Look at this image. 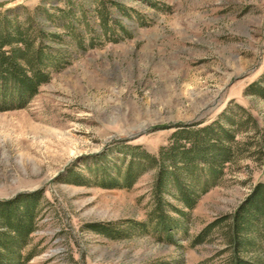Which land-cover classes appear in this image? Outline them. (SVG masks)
<instances>
[{
  "label": "rangeland",
  "instance_id": "rangeland-1",
  "mask_svg": "<svg viewBox=\"0 0 264 264\" xmlns=\"http://www.w3.org/2000/svg\"><path fill=\"white\" fill-rule=\"evenodd\" d=\"M0 25L61 60L22 106L0 78V264H264L263 220L233 221L264 184V0H0ZM183 137L227 150L205 192ZM30 195L19 245L1 206Z\"/></svg>",
  "mask_w": 264,
  "mask_h": 264
},
{
  "label": "trees",
  "instance_id": "trees-1",
  "mask_svg": "<svg viewBox=\"0 0 264 264\" xmlns=\"http://www.w3.org/2000/svg\"><path fill=\"white\" fill-rule=\"evenodd\" d=\"M23 31L24 30H22L18 25H14L12 28H7L6 26L4 28L0 25V78H3V81H10V85L8 84V86H10L11 89L14 90L13 98L19 101V105L21 106L26 99H29L36 93L39 85L48 81V71L46 72L43 69V67L47 65L44 64V61L48 58L50 62L48 63V65L52 66H57L61 61L59 56L50 55L49 53L44 51L42 46L34 47L31 41L26 39V36L24 35L25 33H23ZM262 77H264V74L262 75ZM256 83L253 82L251 87H254ZM255 91L264 96V88H262L261 86H257ZM207 129L209 128H205L203 130ZM183 138L188 139L187 141L189 142L188 147H182L183 155L186 156L193 151L195 152L200 150L198 156H201L200 158H202V160H204L207 164L206 167L209 170L210 177L207 181H204V184L201 185L202 187L198 191V193L205 192L211 185L216 184V178L221 172L222 165L224 164V162H227L229 160L227 150L226 148H224V151L222 152L221 150H214L216 152L215 155L211 154L210 158L204 157L201 152L207 150L209 151L210 149H214V146L215 148L216 146H219V137H216L211 144L207 141V138L206 140H204L205 142H200L198 144L196 143L197 141H194L193 139L190 142L189 138ZM218 148H220V146ZM187 160L189 159H186V161ZM131 174V171H128L124 178L126 180V187H129L132 184L131 181L134 179ZM197 197L198 194L196 193V191L194 192V194L188 193L187 195H185L181 189L180 198L183 199L185 207L193 208L197 202ZM34 201L35 197L30 195L22 198L19 203L9 202L1 206L3 208V211H5L4 215L5 213H8L7 215H5L6 222L8 221V219H10L9 217H12V215H14L13 217L15 219L13 218V223L11 222L8 224L10 225V230L15 234L13 237V241L18 243L19 245L25 243L28 234L32 232L34 217L33 212L35 208L33 204ZM17 204H19V206H17ZM158 207L159 209L158 211H156V214L158 215V220L161 223L160 227L169 230L173 229L172 219L165 221L167 218H164V216L162 218L163 211L161 210L160 206ZM174 209L176 210V212L181 211V209H178L177 207H174ZM233 219V221L235 222L234 224L237 228V232L244 229L248 230L254 228L252 222H254L255 220H263L262 225L264 227L263 183H258L251 190L250 194L234 212ZM238 242L241 243L240 237ZM234 264H245V261L242 259H235Z\"/></svg>",
  "mask_w": 264,
  "mask_h": 264
}]
</instances>
